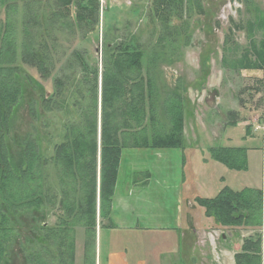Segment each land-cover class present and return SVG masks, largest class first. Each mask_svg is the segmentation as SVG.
<instances>
[{"label":"rangeland","instance_id":"obj_1","mask_svg":"<svg viewBox=\"0 0 264 264\" xmlns=\"http://www.w3.org/2000/svg\"><path fill=\"white\" fill-rule=\"evenodd\" d=\"M154 1L74 0L72 15L68 20L60 22L57 18H50L46 27V18L51 14L53 16L61 6L53 0L33 3L32 12L35 20L39 21L34 29L48 33L46 43L48 49L51 47L48 56L53 67L49 76L44 79L35 68L23 65L17 59L20 71L29 81L24 83V99L14 111L10 138L7 137L6 140L16 149L22 138L31 135L37 140L43 157L48 159L54 145L62 139L63 125L72 118L75 119L76 115L72 114V110H77V106L72 103L80 95L74 93L64 107L44 112L39 104L40 95L53 91L57 77L75 76L78 81L81 74L91 71L95 66L100 73L102 59L108 54V44L115 46L128 39L135 40L143 51L144 67L150 73L155 94L158 95L157 101L165 100L171 91L182 88L179 91L184 108L183 132L187 160L184 174L191 173L192 166L204 170V175L199 177L197 184L191 185L192 188L186 189L188 191L184 194V234L190 233L195 227L203 229L204 231L199 232L210 233L211 236L202 238L199 247L210 254L213 248L218 251L223 249L228 260L232 257L234 260L233 252L237 249L240 251L244 239L256 232L264 238V226H221L212 217L205 216L203 209L194 202V197H213L224 186L235 190L262 187L264 204V125L260 121L264 92L260 81L264 74L262 70H234L231 67L234 55H237L236 50L239 51L248 42L247 25L256 21L255 14L258 8L264 9V0H198L199 7L192 0L190 4L189 1H178L172 8L176 7L180 12L169 17L172 22L168 27L164 24L169 19L160 10L159 15L153 14ZM23 12L20 0L17 10L10 18L17 50L21 40L20 21ZM77 12H81L82 19H77ZM0 16L1 19L5 18V12L1 8ZM253 36L257 41L260 30L254 29ZM151 57L155 62L153 65H146ZM29 102H32L37 111L34 117L29 112ZM159 110L160 105H157L156 112L159 113ZM160 114L165 117L162 112ZM233 120L235 125H232ZM257 126L259 128L255 129ZM210 146L248 148L247 168L234 171L219 162H215L213 167L202 165L200 161L209 158L207 148ZM197 149V155L194 156ZM44 173L43 185L55 192L58 187L56 171L48 164ZM190 178L193 179L192 176ZM186 198L192 199L194 203L191 202L190 205ZM57 206L55 199L52 204L18 215L16 237L8 247L6 264H30L27 252L40 246L37 234L41 229L45 231L42 226L55 228L60 214ZM96 211L97 235L98 231L104 229L100 225L107 224V220L100 219L98 208ZM187 217L190 218V223L186 224ZM159 235L161 234L105 229L100 238L106 249H123L133 262L136 259L146 260L144 251L150 249L149 245L152 249H163ZM154 236L159 240L154 239ZM71 237L75 247L74 264H83L85 233L80 223L73 225ZM29 239L33 240L32 244L28 242ZM184 239H188L189 248L191 237L186 236ZM211 242L213 244L209 245ZM89 254H92V248L89 249ZM219 254L222 256V253ZM52 263L56 264V260L53 259Z\"/></svg>","mask_w":264,"mask_h":264},{"label":"trees","instance_id":"obj_2","mask_svg":"<svg viewBox=\"0 0 264 264\" xmlns=\"http://www.w3.org/2000/svg\"><path fill=\"white\" fill-rule=\"evenodd\" d=\"M40 1L21 0L24 12L17 50L10 18L20 0H0V8L5 12V18L0 16V264H6L8 247L16 237L18 215L52 204L55 199L60 210L56 226L43 224L41 228L45 231L41 229L37 234L40 246L27 252L28 262L53 264L54 259L56 264H74L71 231L75 223H80L85 233L83 264H94L96 208L99 218L107 220L100 228L111 227L108 217L122 149H184V108L179 91L182 88L171 91L165 100L157 101L158 95L149 71L145 70V58L139 44L132 39L115 46L108 44V54L102 59L100 73L95 66L81 74L78 81L75 76L57 77L53 91L40 95L43 112L64 107L74 93L80 95L72 103L77 106V110H72L75 119L63 125L62 139L54 145L52 155L44 158L37 140L31 135L22 138L13 149L6 138H10L14 111L24 99V83L29 81L20 71L17 59L23 65L35 68L44 79L53 67L48 56L51 47L48 49L46 43L48 33L34 29L39 21L35 20L31 5ZM53 1L61 9L46 18L44 27L50 18L65 22L72 15L74 0ZM178 1L191 3V0L154 1L153 14L159 15L160 10L169 19L165 20V27L171 25L169 17L180 12L176 7L172 8ZM192 2L199 7L198 0ZM255 15L256 21L247 25L248 42L236 50L231 67L234 70H262L264 74V9L258 8ZM77 19H82L81 12H77ZM254 29L260 30L257 41L253 36ZM150 59L146 65L155 62L154 58ZM260 84L264 90V75ZM28 105L34 117L37 111L32 102ZM157 105H160L159 113L156 112ZM261 105L260 121L264 125V92ZM235 124L233 120L232 125ZM247 149L210 146L207 151L211 160L239 171L247 168ZM48 164L56 171L58 187L55 192L42 182ZM139 175L144 183L148 180L146 170L136 173ZM194 202L203 209L205 216L212 217L221 226H264L261 189L233 190L224 186L213 197L196 195ZM28 242L32 244L33 240ZM91 248L92 254H89ZM233 264H264V238L260 233L244 239L240 251L234 255Z\"/></svg>","mask_w":264,"mask_h":264},{"label":"crops","instance_id":"obj_3","mask_svg":"<svg viewBox=\"0 0 264 264\" xmlns=\"http://www.w3.org/2000/svg\"><path fill=\"white\" fill-rule=\"evenodd\" d=\"M185 151L186 149L178 148L122 149L108 217L111 227H105L102 231L118 229L158 233L161 234L158 237L163 249H152V246L149 245L150 249L147 248L144 251L146 260L136 259L131 262L128 252L123 249H106L100 238L102 231H98L95 240L94 264L234 263L233 257L228 260L223 249L218 251L213 248L210 254L204 248L199 247L201 239L211 236L210 233H201L199 230H204H198L195 227L191 229L190 233L184 234L182 204L185 191H188L186 189H190L191 185L197 184L199 177L204 175V170L197 166H192V171L190 170L191 173L188 175L184 174V164L187 161ZM197 152L198 149L194 151V156L197 155ZM215 162L210 158H203L202 162L200 161L202 165H209V167H213ZM144 170L149 174L145 183L140 175L136 176V173ZM189 176H192L193 179ZM228 187L232 189V187ZM253 188L262 190V187ZM185 200L190 205L194 203L192 199L186 198ZM262 208V221H264V204ZM187 222L190 223L189 217L186 218L185 223L187 224ZM186 236L191 237L189 248L187 247L188 239H184ZM154 237L157 241L159 240L157 236ZM195 237L198 241L195 240ZM211 244L213 243H209V245ZM237 252H239L238 249L233 252L232 256ZM219 253H222V256Z\"/></svg>","mask_w":264,"mask_h":264},{"label":"built area","instance_id":"obj_4","mask_svg":"<svg viewBox=\"0 0 264 264\" xmlns=\"http://www.w3.org/2000/svg\"><path fill=\"white\" fill-rule=\"evenodd\" d=\"M259 127L257 126V127H255V129H258Z\"/></svg>","mask_w":264,"mask_h":264}]
</instances>
